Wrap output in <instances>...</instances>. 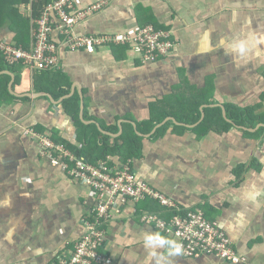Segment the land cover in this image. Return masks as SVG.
<instances>
[{"label": "crops", "instance_id": "1", "mask_svg": "<svg viewBox=\"0 0 264 264\" xmlns=\"http://www.w3.org/2000/svg\"><path fill=\"white\" fill-rule=\"evenodd\" d=\"M99 1L82 0L81 6ZM106 1L74 31L120 33L152 24L169 31L176 44L166 57L143 61L126 44L99 46L91 53L71 50L54 30L57 70L43 75L0 62V95L6 76L11 95L0 104V264H55L85 232L83 218L94 203L91 188L53 165L32 134L53 131L81 148L74 102L79 120L110 142L124 131L141 136L138 157L107 158L117 166L129 163L139 179L180 208L200 209L217 221L243 258L181 255L173 264H264V197L257 205L243 199L247 189L264 190V130L256 133L257 123L245 129L231 124L201 136L194 131L209 107H220L223 116L227 104H261L255 113H264V0ZM32 2L0 0V42L30 45ZM248 37L255 46L246 59L226 54L223 41ZM74 97L66 108L64 100ZM195 116L197 121H190ZM150 121L151 130L142 131ZM112 212L103 247L112 264H152L142 235L158 230L139 221L130 201Z\"/></svg>", "mask_w": 264, "mask_h": 264}, {"label": "built area", "instance_id": "2", "mask_svg": "<svg viewBox=\"0 0 264 264\" xmlns=\"http://www.w3.org/2000/svg\"><path fill=\"white\" fill-rule=\"evenodd\" d=\"M106 3V0H101L84 7L81 6L82 0H51L42 7L32 24V39L28 47L0 42L5 64L23 63L32 71L57 70L59 60L52 35L54 30L59 31L69 49H83L88 53L99 46L126 44L143 61H155L166 57L174 48L176 42L169 31L152 24L137 25L120 33L84 35L74 31L76 24L101 10ZM32 134L41 144V153L70 178L86 183L94 196L91 211L83 218L84 234L74 242L71 252L60 255L55 264H112L111 258L103 252L112 211H118L119 206L128 201L145 199L157 201L163 211H142L136 217L178 240L183 247V256L198 258L212 255L229 262L243 260L217 221L207 219L200 209L180 208L163 192L139 179L129 163L121 166L109 164L107 160L90 163L66 143L34 131Z\"/></svg>", "mask_w": 264, "mask_h": 264}, {"label": "trees", "instance_id": "3", "mask_svg": "<svg viewBox=\"0 0 264 264\" xmlns=\"http://www.w3.org/2000/svg\"><path fill=\"white\" fill-rule=\"evenodd\" d=\"M21 1L29 3L30 0H21ZM50 1L51 0H33L32 2V23L31 24H34V21L38 18L42 7ZM25 22L27 26L30 23L27 20H25ZM0 62L2 63L4 62L1 53H0ZM7 66L11 67L12 65H7ZM22 66H24L23 63H16V64H13L12 69H16L18 67L21 68ZM1 67L2 66L0 65V68ZM51 70L53 69L40 70L39 73L43 75H48L46 71H51ZM6 78L8 82L9 77L6 76ZM18 83H19V80H16V83L14 84H18ZM6 84L1 90L3 97L0 95V104L6 100L11 99V95L8 92ZM42 89H45V88H42ZM65 92L66 91L63 90L61 93H65ZM75 98L76 97H74L71 100L70 98L65 99L64 106L68 108L67 104L74 102L73 100H75ZM74 103H75V112L73 114L74 119L76 120L79 127L85 129L81 131V128H80L78 131V135H77V140L81 141L82 143L81 148H78L76 145H72L71 143L64 141L60 137H57L53 131L50 133V136L52 137V139L66 143L71 150H73L78 155L86 158V160L90 163H95L99 160H107L109 164H114L112 161H110L107 158L108 155H118L122 161H127L128 158H133V157L136 158L139 156L141 152V147H142L141 136L133 132L127 133L124 131L122 134L115 137L112 142H110L109 141L110 137L108 135H104L100 133L98 130L95 129L93 125H84L79 120L78 114H77L78 104L76 102ZM260 105L261 104H255L253 106L238 107L233 104H227L226 105L227 116L235 124L244 125V126L250 125L251 127H254L257 123H260V122L264 123V113L263 112L255 113L256 109H258ZM166 112H168L166 115L170 113V111H166ZM198 118H199L198 116L197 117L195 116L190 121L192 122L197 121ZM161 119L162 118H160V120ZM230 126H231V123L228 122L222 116L220 107H209V108H206V114L204 118L194 127V131L196 132L198 136H201L208 130L220 131L222 129L224 130L227 129ZM152 127H153V122L150 121L148 124V127L146 129H141V130L148 132L149 130H151ZM90 128H92L93 131L96 133L95 134L96 139H98V136H99V141H95V139H93L94 137L93 134H89ZM109 130L116 131L117 128L116 126L109 127ZM263 130H264V126H259V128L255 132L261 133L263 132ZM83 138H85V142L87 143L82 141ZM94 145H96V147H94ZM132 205L138 213L142 211H156V212L163 211V207L157 201L152 200V199H145L139 202H132ZM188 209H191V208H188ZM162 215L165 217L166 213H162Z\"/></svg>", "mask_w": 264, "mask_h": 264}, {"label": "clouds", "instance_id": "4", "mask_svg": "<svg viewBox=\"0 0 264 264\" xmlns=\"http://www.w3.org/2000/svg\"><path fill=\"white\" fill-rule=\"evenodd\" d=\"M226 54L246 59L255 46L253 37L230 38L222 42ZM264 197V190L258 188L247 189L243 193V199L253 205L260 202ZM240 226H243L241 222ZM143 247L152 257V264H173V259L183 254L182 244L170 235L159 231H145L142 235Z\"/></svg>", "mask_w": 264, "mask_h": 264}, {"label": "water", "instance_id": "5", "mask_svg": "<svg viewBox=\"0 0 264 264\" xmlns=\"http://www.w3.org/2000/svg\"><path fill=\"white\" fill-rule=\"evenodd\" d=\"M7 73H9L11 75V73L8 71ZM40 94H43L44 96H48L49 94L46 92H39ZM82 108V106H81ZM222 111H223V117L232 124L233 127H241V128H246L245 126H239L237 124H235L231 119L228 118L225 108L222 107ZM169 120H173L176 123V120L173 117H169ZM263 123H258L256 126H263ZM253 129V128H252ZM111 135L117 136L115 133H110Z\"/></svg>", "mask_w": 264, "mask_h": 264}, {"label": "rangeland", "instance_id": "6", "mask_svg": "<svg viewBox=\"0 0 264 264\" xmlns=\"http://www.w3.org/2000/svg\"><path fill=\"white\" fill-rule=\"evenodd\" d=\"M26 23V22H25ZM25 24H21V26L23 27Z\"/></svg>", "mask_w": 264, "mask_h": 264}, {"label": "flooded vegetation", "instance_id": "7", "mask_svg": "<svg viewBox=\"0 0 264 264\" xmlns=\"http://www.w3.org/2000/svg\"><path fill=\"white\" fill-rule=\"evenodd\" d=\"M264 124V123H263ZM264 126V125H263Z\"/></svg>", "mask_w": 264, "mask_h": 264}]
</instances>
